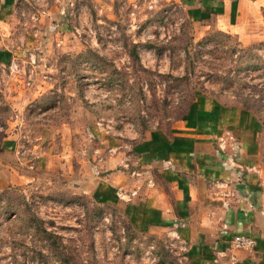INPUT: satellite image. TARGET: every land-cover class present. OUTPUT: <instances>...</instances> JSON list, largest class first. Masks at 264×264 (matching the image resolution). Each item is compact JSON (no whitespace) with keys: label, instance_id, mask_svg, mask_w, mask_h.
Instances as JSON below:
<instances>
[{"label":"rangeland","instance_id":"1","mask_svg":"<svg viewBox=\"0 0 264 264\" xmlns=\"http://www.w3.org/2000/svg\"><path fill=\"white\" fill-rule=\"evenodd\" d=\"M261 1L240 19L254 33L247 44L181 0L20 5L15 37L29 46L16 71L0 62V138L15 130L20 145L0 163V264H190L175 233H140L120 206L92 200L95 149L165 129L202 93L249 110L264 138ZM42 229L56 235L63 259Z\"/></svg>","mask_w":264,"mask_h":264},{"label":"crops","instance_id":"2","mask_svg":"<svg viewBox=\"0 0 264 264\" xmlns=\"http://www.w3.org/2000/svg\"><path fill=\"white\" fill-rule=\"evenodd\" d=\"M24 1L34 0H0V62L18 59L19 52L29 46L27 40L15 37ZM181 2L187 9L194 8L188 13L213 15L216 27L233 34L241 44L255 40L253 30L240 19L248 21L261 0ZM54 26L63 27L58 21ZM12 106L17 108L15 101ZM257 123L249 110L197 94L183 115L165 129H148L116 146L113 138L103 140V147L95 149L99 162L89 181L90 197L96 203L120 206L140 233L178 235L188 243L190 264H206L217 251L228 255L234 235L255 241L251 250L230 251L237 264H264V138ZM224 131L235 141L221 151L215 138ZM19 146L15 130L2 136L0 163L16 157ZM57 153L64 155L65 150ZM117 188L134 194L121 201Z\"/></svg>","mask_w":264,"mask_h":264},{"label":"built area","instance_id":"3","mask_svg":"<svg viewBox=\"0 0 264 264\" xmlns=\"http://www.w3.org/2000/svg\"><path fill=\"white\" fill-rule=\"evenodd\" d=\"M1 65V64H0ZM1 66H4L3 63ZM7 68L10 71H16L17 70V63H16V58L15 57H11L9 59V61L6 64ZM216 141V146L219 150L223 151L227 145V143H233L235 141L233 135L228 132V131H224L222 134H220L219 136H217L215 138ZM134 191H131L129 194H126L124 192H122L121 188H117L116 190V196L119 199H123V200H128L130 195H133ZM255 241L254 239L250 238V237H246L244 235H234L228 245V251L229 254L228 256V261H223L222 263H218L221 258L225 257L226 254H223L220 251H217L215 253V256L213 258V262L215 264H237V260L234 257V255L232 253H230V251H234V250H251L254 247Z\"/></svg>","mask_w":264,"mask_h":264},{"label":"trees","instance_id":"4","mask_svg":"<svg viewBox=\"0 0 264 264\" xmlns=\"http://www.w3.org/2000/svg\"><path fill=\"white\" fill-rule=\"evenodd\" d=\"M131 55L135 56V52H134V48L131 49ZM252 67H255V65H251ZM42 231L44 232V240L46 241V239H51L54 240V242H51V246H46L51 252H53V254L55 255V257H57L58 259H63L61 256L62 254H64V252L60 249L61 243L56 240V235L49 233L48 231H45L44 229H42ZM65 261V260H62Z\"/></svg>","mask_w":264,"mask_h":264}]
</instances>
